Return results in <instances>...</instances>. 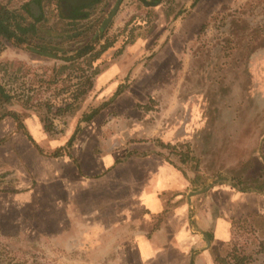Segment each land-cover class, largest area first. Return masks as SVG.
<instances>
[{"label": "rangeland", "instance_id": "1", "mask_svg": "<svg viewBox=\"0 0 264 264\" xmlns=\"http://www.w3.org/2000/svg\"><path fill=\"white\" fill-rule=\"evenodd\" d=\"M64 1L0 0L14 28L16 22L37 28L22 43L0 35V85L13 96L2 107L18 118L0 123L42 126L49 138L68 140L80 126L76 140L98 105L86 79L94 81L102 65L136 47L132 59L146 67L133 74L134 100L120 101V113L113 110L116 123L135 125L132 134L126 130L129 137L156 141L168 160L194 175V187L264 190V0H123L105 29L117 0L90 3L81 11L88 16L78 19L64 14ZM87 45L91 51L80 55ZM108 45L114 47L104 53ZM11 148L4 153L26 187L30 175ZM6 166L0 161V264L134 263L117 259L116 251L89 259L86 244L42 239L38 212L50 216L59 204L68 209L70 230L82 231L87 217L76 200L84 201L86 190H37L47 203L33 210L13 195L21 188ZM54 223L47 233L56 230ZM214 253L218 264H264V215L239 223Z\"/></svg>", "mask_w": 264, "mask_h": 264}, {"label": "crops", "instance_id": "2", "mask_svg": "<svg viewBox=\"0 0 264 264\" xmlns=\"http://www.w3.org/2000/svg\"><path fill=\"white\" fill-rule=\"evenodd\" d=\"M135 48L129 46L107 67L101 66L90 93L98 94L95 106L108 102L102 103L101 111L71 146L68 138H49L42 126L36 130L24 125L39 149L13 121L0 123V161L12 167L5 170L21 188L13 195L41 210L47 202L37 190L83 193L85 189L84 201L76 200L87 217L82 231L70 230L64 220L68 209L61 204L54 218V213L50 217L38 212L37 229L42 239L72 247L86 244L89 259H105L116 251L117 259L133 264H156L157 258L160 264H218L215 245L231 241L239 221L264 215V190L244 191L217 183L194 187V175L168 160L156 141L129 137L126 130L132 134L135 125L116 123L113 110H123L120 101L134 100L138 80L133 76L141 67L132 59ZM8 147L30 175L26 187H21L17 170L6 158ZM57 151L60 154L54 155ZM52 221L56 230L47 233ZM221 231L226 232L221 235Z\"/></svg>", "mask_w": 264, "mask_h": 264}, {"label": "trees", "instance_id": "3", "mask_svg": "<svg viewBox=\"0 0 264 264\" xmlns=\"http://www.w3.org/2000/svg\"><path fill=\"white\" fill-rule=\"evenodd\" d=\"M96 2H99V0H94L91 4L96 3ZM87 7H88V5H84L80 8H77V10L73 14L69 15L68 18H70V19L86 18L88 16V14L87 13H81V11ZM30 32L31 33L37 32V28H36L35 24L24 26V25H21L18 22H16V25L14 28L13 23H12L11 13L9 11H6V10L4 11L3 8H0V35L4 36L5 38H7L9 40H14L16 43H22V42H25L27 39L25 37V35H27ZM110 46L111 45H108V47H110ZM91 49H92L91 46L87 45V47L79 54L80 55L82 53L86 54L89 51H91ZM98 73H99V71H97L95 74L97 75ZM86 81L88 82V88H92L93 87L92 79L87 78ZM12 98H13V96L10 95L2 85H0V110H2V112L0 113V120L11 114L8 111H4L2 106H3V104L10 102L12 100ZM102 108H103V104L100 105L99 107L95 108L86 117L85 121L90 122L101 111ZM10 116H13L14 118L18 119L15 114L10 115ZM18 128L23 129L25 134L29 137V139L40 149V147L34 141L33 137L27 131L25 126L23 124H21L20 121H18ZM80 129H81L80 126H78V128H76L75 134L68 140V143H67L68 146H71L73 144V142L75 141V138H76V134L80 131ZM53 154L59 155L60 152L57 151V152H54Z\"/></svg>", "mask_w": 264, "mask_h": 264}, {"label": "water", "instance_id": "4", "mask_svg": "<svg viewBox=\"0 0 264 264\" xmlns=\"http://www.w3.org/2000/svg\"><path fill=\"white\" fill-rule=\"evenodd\" d=\"M93 0H65L64 4H72V8H76V7H80V6H84V5H89ZM123 0H117L116 4L114 5L111 13L108 15V17L105 19L103 25H102V29L107 28V26L110 24V22L112 21V19L114 18V16L116 15L118 8L120 6V4L122 3ZM143 1V3H145V5H156L157 3H159V1L156 2H148L147 0H141ZM37 7V9L39 10V6L36 4L35 5ZM38 17V16H36ZM208 188V187H207Z\"/></svg>", "mask_w": 264, "mask_h": 264}, {"label": "flooded vegetation", "instance_id": "5", "mask_svg": "<svg viewBox=\"0 0 264 264\" xmlns=\"http://www.w3.org/2000/svg\"><path fill=\"white\" fill-rule=\"evenodd\" d=\"M94 1V0H93ZM92 1V2H93ZM148 1V0H147ZM91 2V3H92ZM143 2V1H142ZM148 2H151V3H153V2H156V1H148ZM97 3V2H96ZM80 7H82V6H80ZM80 7H76V8H72V4L71 3H69V4H65L64 5V7H63V10H64V14L65 15H71V14H73L76 10H77V8H80ZM114 46H110V47H108L106 50H104L103 52L105 53V52H107L108 50H110V48H113ZM104 53H102V54H104ZM211 184H213V183H211ZM233 186H235V185H233ZM207 187H209V186H207ZM235 187H237V186H235ZM238 188V187H237ZM239 189V188H238ZM240 190H243V189H240ZM244 191H246V190H244ZM239 223H242L241 221H239L238 223H236V225H235V228H236V226L237 225H239ZM234 232H235V230H234Z\"/></svg>", "mask_w": 264, "mask_h": 264}]
</instances>
